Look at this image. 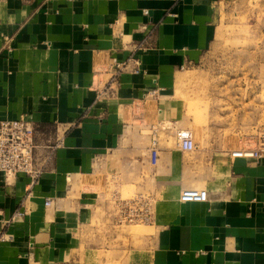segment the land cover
Masks as SVG:
<instances>
[{
	"label": "crops",
	"instance_id": "obj_1",
	"mask_svg": "<svg viewBox=\"0 0 264 264\" xmlns=\"http://www.w3.org/2000/svg\"><path fill=\"white\" fill-rule=\"evenodd\" d=\"M233 1L0 0V120L33 122L41 170L33 184L0 172V264H69L125 192L154 197L152 264H264V154L177 143L182 72L205 59ZM190 187L208 201L181 202Z\"/></svg>",
	"mask_w": 264,
	"mask_h": 264
},
{
	"label": "rangeland",
	"instance_id": "obj_2",
	"mask_svg": "<svg viewBox=\"0 0 264 264\" xmlns=\"http://www.w3.org/2000/svg\"><path fill=\"white\" fill-rule=\"evenodd\" d=\"M189 77V123L204 150L264 146V0H235L220 13L217 36L205 59L183 71ZM186 104V84L177 85ZM190 117L192 119H190ZM196 188V187H190ZM151 207L155 204L149 192ZM125 192L121 199L133 198ZM115 207L110 202L109 211ZM109 213V212H108ZM112 214V213H111ZM94 219L83 232L84 244L69 264H152L155 232L150 223Z\"/></svg>",
	"mask_w": 264,
	"mask_h": 264
},
{
	"label": "built area",
	"instance_id": "obj_3",
	"mask_svg": "<svg viewBox=\"0 0 264 264\" xmlns=\"http://www.w3.org/2000/svg\"><path fill=\"white\" fill-rule=\"evenodd\" d=\"M143 13L147 14L148 11L144 9ZM128 61L117 63V71L125 70ZM132 71L137 73L139 68L134 67ZM114 75L116 76L117 73ZM108 89H111V87L109 86ZM177 143L183 152L194 150L197 146L194 131L190 128L180 130ZM36 147L35 127L31 120L27 118L0 120V172L3 174L6 184L13 183L19 174L27 175L31 184L37 180L41 170L35 165ZM263 154L264 146L260 148H241L230 152L232 157L254 159L261 158ZM149 160L152 165L157 164L158 148L156 137L151 139ZM208 198V191L204 188H185L179 194L181 202H207ZM149 199L143 194H138L133 198L115 200V222L150 223L152 212ZM44 204L49 206L51 200L47 198ZM18 214L20 213L15 215ZM2 237L0 239H3Z\"/></svg>",
	"mask_w": 264,
	"mask_h": 264
}]
</instances>
